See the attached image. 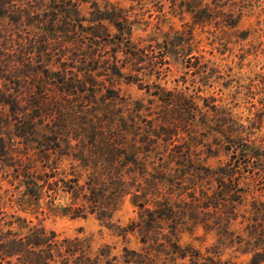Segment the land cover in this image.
<instances>
[{
	"label": "trees",
	"instance_id": "16d2710c",
	"mask_svg": "<svg viewBox=\"0 0 264 264\" xmlns=\"http://www.w3.org/2000/svg\"><path fill=\"white\" fill-rule=\"evenodd\" d=\"M213 1L169 0L171 2L169 7L173 14L190 15L193 21L192 28L210 25L213 16L233 17V12L226 13L223 9L217 11ZM159 5L161 6L159 12L167 16L169 11L165 10L166 4L161 0ZM226 6L228 5L224 4L220 8ZM0 16L9 19L19 30L33 24L46 25L43 28L38 27L41 29L40 33L43 32V35L47 36L46 39H49V34L53 31L67 35L76 34L79 37L86 34L89 37L86 41L87 54L92 60L89 63L81 61L82 65L79 67L77 65L79 61L73 59L69 67L78 72L75 80L69 79L65 72L62 75H54L58 80L56 88L61 94L56 103L59 105L61 101L69 103L70 101L63 97L73 95L82 98L80 105H68L69 112L73 113L70 116H75V120L79 121L78 125H82L80 127L82 132L77 135L70 129L73 123L67 124L63 117L61 119L52 113L47 114L50 107L57 105L50 103L48 97L43 94L46 90L44 84H36L34 90L30 88L24 104L20 83L8 79L12 77H4L10 80V84L18 87H14L13 94L0 87V114L2 109L9 112L6 120L0 121L2 172L13 169L20 177L25 178L21 182L24 188L23 199L29 197L39 200L45 192L50 195H52L50 191L66 192L70 195L72 204H79L73 218L97 216L101 221H111L124 199L130 196L138 216L130 225L123 228L120 236H126L128 232H137L141 242L150 249L142 252L124 249L120 257L110 258V254L104 252L106 247L94 254L90 244L85 240L62 239L56 231L48 230L43 225H33L31 221L14 215L9 216L0 210V264H14L10 260L13 258L17 259L18 264H156L155 259L150 256V251H155L156 256L165 255V259H170L171 262L189 259L191 264H226L217 253H214V257L209 255L205 257L196 251V256L193 257L189 255L188 248H182L178 244L175 240L180 231L178 227L190 224L201 226L208 233H215L219 240L228 241L231 246H236V251L245 246L243 253L251 255L247 264H264V203L254 201L248 214L242 213L250 187L257 185L261 189L264 188V153L255 156L262 164L255 167L251 176L244 181L238 178L239 165L232 160L212 168L201 163L200 159L189 151L179 152L172 149L170 155L165 157L159 153L154 154L149 149H138L136 143L129 147L125 129L119 128L117 132L119 135L112 133L113 122L107 120L111 119L113 108L120 104L126 105L120 90L117 92L110 89L109 94L102 93L98 97L100 93L96 91L97 83L94 76L87 77L86 82L80 81L79 74L86 71L93 73L100 69V62L96 60L98 55L101 56L100 50L113 46V59L122 54L126 60L133 62L132 67L125 68L135 76L136 81L133 83L138 84L140 90L145 89L138 83L141 76L147 77L149 81L156 77L154 85H149L146 91L155 99L148 101V106L136 102L137 112L145 110L149 116L158 114V118L184 131L199 123L215 135L226 138L228 134L226 127L233 119L232 113L223 106L215 105V99H203L197 94L186 95L182 91H168L156 83L163 80L165 76L162 75L163 70L158 67V63L149 60L144 52H140V49L133 45L131 37L135 23L130 21L125 9L111 7L110 10L103 11L94 4L91 11L85 13L82 4L73 0H27L25 3L22 0H0ZM58 24L62 26L59 27ZM85 24L87 26H84ZM238 24L239 20L227 23L231 28H236ZM112 27L117 30L116 33H113ZM192 30L188 32L189 37L193 36ZM184 32H178L177 35L186 37ZM14 35H17V38ZM14 35L12 37L3 35L7 37L4 42L0 41V56L4 55L3 49L10 43L17 46L12 58L24 64L26 57L33 54L36 48L41 51L46 47L36 41L38 36L26 39L19 33ZM116 38L117 41L111 43L110 40ZM184 43L185 41L179 37L166 44L165 48L186 51ZM188 44L186 46L189 49ZM166 58L168 57L164 55L163 59L167 64ZM86 64L87 67L83 69ZM145 69L149 70L144 71ZM109 70L113 75L121 76V69L117 63H112ZM200 73L203 74L202 68L197 72ZM205 74L207 76L204 79L207 80L212 76L209 73ZM19 75L14 76L17 77V81L20 80ZM87 82L91 87H87ZM152 87L158 92L150 91ZM86 92L89 94L84 97ZM32 96L35 97L30 101L29 98ZM205 100L213 102V105L204 103ZM154 104L159 110L153 108ZM86 105L87 107L98 105L104 109L101 110L102 113H93L90 117L86 111L90 108ZM97 110L93 109V112ZM116 112L124 114L125 111L121 108ZM49 115L54 116L53 124H50L52 128L49 127L51 131H43L40 134V120ZM11 119L16 123L10 125ZM4 127L10 130L8 133L13 132L11 138L4 136L7 132H3ZM241 134L243 132L229 135L231 140H228L231 144L228 150L235 158L251 153L239 142ZM15 138L22 141L23 151H28L23 153L24 155L15 150L12 144L17 141ZM212 144L207 148L206 157H221L222 148L217 147L218 137L214 138ZM29 152H38L36 154L40 155L38 160L41 169L38 172L43 179L39 182L31 183L26 179L27 173L36 166V160L32 159ZM14 153L20 156L16 162H13L16 159H12ZM46 188L48 190L44 192ZM237 223L242 229L237 230ZM16 224L18 228L14 229Z\"/></svg>",
	"mask_w": 264,
	"mask_h": 264
},
{
	"label": "rangeland",
	"instance_id": "374dc122",
	"mask_svg": "<svg viewBox=\"0 0 264 264\" xmlns=\"http://www.w3.org/2000/svg\"><path fill=\"white\" fill-rule=\"evenodd\" d=\"M22 1L25 3L27 0ZM73 1L82 4L85 13L90 12L94 4L101 7L103 11L110 10L111 7L125 9L130 16V21L135 23L131 37L133 45L137 46L140 52H144L149 60L158 63V67L163 70L162 75H165L163 80L156 83H159L168 91H182L186 95L194 96L197 94L198 97L203 99H215L214 104L226 108L228 112L232 113L233 117L227 124L226 131L228 134L225 138L215 135L214 132H210L199 123H195L188 131H184L158 118V114L149 116L145 110L137 112L135 110L136 102H142L145 106H148V101L155 99L153 96L150 97L146 91L149 85H154L156 77L149 81L144 75V77L141 76L138 83L142 84L145 89L140 90L138 84L133 83L136 81L135 76L125 68L132 67L133 62L126 60L122 54L117 59H113V46H107L106 49L100 50L101 56L98 55L96 58L100 62V69L93 73L89 71L81 73L79 79L86 82L87 77L94 76L97 83L96 91L100 93L98 97L102 93L109 94L108 90L110 89L117 92L120 90L121 97L126 100V105L120 104L113 108L111 119L107 118L110 123L113 122L111 125L112 133L116 134L119 128H124L127 146L129 147L136 143L138 149H149L154 154L159 153L165 157L170 155L172 149L179 152L181 150L189 151L200 159L201 163L212 168L232 160V162L238 163V178L242 180L248 179L253 169L261 166L262 162L258 161L255 156L264 153V0H214L213 5L215 4L217 11L223 9L226 13L233 12V17L225 18L221 16L216 18L213 16L210 25L204 28L200 26L192 28V17L188 14H173L169 7L171 4L169 0H162L166 4V12L169 11L167 16L159 12L161 7L159 2L161 0H144L141 2L138 0ZM224 4L228 6L220 8ZM235 20H239L236 28L227 25L228 22L231 23ZM58 25L59 27L62 26L61 24ZM45 26L33 24L19 30L10 23L9 19L0 16L1 42L5 41V37H12L14 33H19L26 39L38 36L36 41H39L42 46H46L41 51L36 48L33 54L26 57L23 64V62L12 58L14 49L17 46L9 43L6 46L7 48L3 49L4 55L0 56V76L3 75V78L0 77V87L3 90H9L13 94L14 87H18V85L10 84V80L4 78L5 76L12 77L8 79L14 80V83L18 82L22 86L25 104L30 88L34 90L36 84H44L46 90L43 94L48 97L50 103L53 102L57 105L56 107H50L51 109L47 111V114L52 113L61 119L63 117V121L66 120L67 124L73 123L70 129L74 135H77L82 132V128H80L82 125H78L79 121L75 120V116H70L73 113L69 112L68 105L76 104L78 106L81 104L82 98L73 95L67 98L63 97L70 101L69 103L65 104L64 101L60 102L61 105L56 103L61 94L56 88L58 80L54 75H62L65 72L69 79H77V70L69 66L75 58L79 61L77 63L79 67L82 65L81 61L82 63L92 61L86 48V41L89 37L86 34L79 37L76 34L67 35L53 31L49 34V39H46L47 36L43 35V32L40 33L39 30L41 29L38 28ZM84 26H87V24ZM54 28L56 29V26ZM191 29H193V36L189 37L188 32ZM112 31L116 33L117 30L112 27ZM6 32L8 33L6 34ZM178 32H184L187 36H178ZM3 35L7 36L3 37ZM86 36L87 38H84ZM116 36L119 37V35ZM14 37L17 38V35H14ZM179 37L182 41H185L186 51L179 52V50H172L170 47L165 48L166 44ZM69 40L71 42H68ZM19 41L22 42V39ZM23 41H25L24 38ZM110 41L111 43L117 41V38ZM187 43H189V49L186 46ZM164 55L168 57L166 58L167 64L163 59ZM196 57L199 58L196 59ZM112 63H117L121 69V76L113 75L109 70ZM200 65L203 74H197L201 69ZM85 67H87V64L83 66V69ZM146 70L149 69L144 71ZM205 73L212 75L209 80L204 79L207 76ZM16 75H19L20 80L17 81V77H14ZM86 85L91 87L89 82ZM150 91L158 92L155 87H152ZM88 94L89 92L84 93V97H87ZM34 97L32 96L29 100L33 101ZM204 103L213 105V102L207 100ZM87 104L90 105V103ZM91 106L87 107L86 105L87 108H90L86 110L90 117L93 113H102L101 110L104 109L98 105ZM121 108L124 109V114H117L116 111ZM153 108L159 110L156 104ZM93 109L98 110L93 112ZM2 110L0 121L4 122L8 111ZM25 116L28 118L27 114ZM53 117L49 115L42 121L40 120V134L43 131H51L49 127L52 128L50 124H53ZM15 123L12 119L10 120V125ZM9 131L4 127L3 132L7 133L4 136H7V138L13 136V132L8 133ZM237 132H243L239 142L251 153L235 158L228 150L231 144L229 142L231 136L229 135ZM217 137V147L222 148L221 157L208 158L206 157L207 148L213 145L214 138ZM12 144L21 155L28 152L23 151L24 146L19 139ZM73 145H75V142H73ZM36 153L38 152H29L32 159L36 160L34 170L27 173L26 179L31 183L43 179L40 172H38L41 169V163L38 160L40 155ZM17 157L20 158L18 153H14L12 159L16 160H13V162L17 161ZM10 159L11 157H9ZM24 179L13 169L2 172L0 166V210L5 211L9 216L21 217L31 221L33 225H43L48 230L56 231L62 239L77 238L85 240L90 244L94 254L107 247L104 252L110 254V258L113 256L120 257L123 255L124 249L138 252L150 250L141 242L137 232H128L126 236H120L123 228L130 225L138 216L137 209L133 205L130 196L124 199L111 221H101L97 216L73 218L75 209L78 208L79 204H72L69 194L61 190L57 193L50 191L52 194L50 195L45 192L48 190L46 188L43 190L45 192L44 196L39 200L29 197L23 199L24 188L21 182ZM254 201L264 203V188L261 189L257 185L250 187L242 207V213L248 214ZM236 225L237 230L242 229V226L238 223ZM17 228L18 225L16 224L14 229ZM166 229L167 233L168 228L166 227ZM178 229L180 231L175 240L182 248H188L189 255L193 257L196 256V251L205 257L207 255L214 257V253H217L223 261H226V264H247L251 258L250 254L243 253L246 249L245 246L236 251V246H231L228 241L219 240L215 233H208L201 226L190 224L185 227L179 226ZM150 253L156 264H191L189 259H178L171 262L170 259H165V255L156 256L155 251H150ZM10 260L12 263L18 264L16 258Z\"/></svg>",
	"mask_w": 264,
	"mask_h": 264
}]
</instances>
